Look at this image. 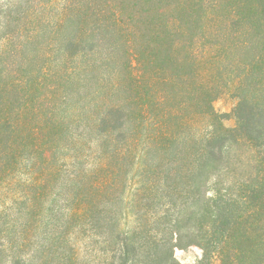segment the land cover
I'll list each match as a JSON object with an SVG mask.
<instances>
[{
    "label": "trees",
    "instance_id": "1",
    "mask_svg": "<svg viewBox=\"0 0 264 264\" xmlns=\"http://www.w3.org/2000/svg\"><path fill=\"white\" fill-rule=\"evenodd\" d=\"M191 247L264 264V0H0V264Z\"/></svg>",
    "mask_w": 264,
    "mask_h": 264
},
{
    "label": "rangeland",
    "instance_id": "2",
    "mask_svg": "<svg viewBox=\"0 0 264 264\" xmlns=\"http://www.w3.org/2000/svg\"><path fill=\"white\" fill-rule=\"evenodd\" d=\"M236 105L237 99L233 97L232 93L225 95L214 103L215 109L226 116V125L228 127H234L236 125V119L233 113ZM101 246L103 248L102 244L99 245V247ZM202 255L203 251L199 247H191L185 250L177 249L175 252V257L181 264H197L202 258ZM215 263L220 264L219 262Z\"/></svg>",
    "mask_w": 264,
    "mask_h": 264
}]
</instances>
